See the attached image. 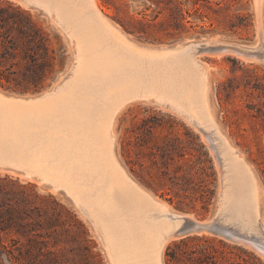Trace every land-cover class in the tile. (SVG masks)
<instances>
[{"label":"rangeland","instance_id":"obj_1","mask_svg":"<svg viewBox=\"0 0 264 264\" xmlns=\"http://www.w3.org/2000/svg\"><path fill=\"white\" fill-rule=\"evenodd\" d=\"M3 1L27 11L48 34L56 54L54 70L40 90L22 92L0 85L2 97L21 103L9 96L28 98L42 94L55 85L57 77L67 79L75 62L77 70L81 68L84 52L76 32L67 26L59 9L44 0ZM68 1L74 11L85 14L81 5ZM95 1L99 3L101 18L136 47L187 54L190 46L198 44L194 54H190L208 66L202 69H206L208 77L211 120L215 123L208 128L210 132L199 125L200 120L189 117V111L170 102L162 103L155 92L142 94L135 84L131 93L125 87L120 99L124 103H119L114 118V152L129 178L153 199L166 204L170 212H183L190 217L188 220L198 224L190 233L170 238L162 251L163 264H172L166 256L167 249L187 236L214 238L212 245L218 252L213 254L217 259L221 256L219 250L225 253L231 250L233 253L226 257L240 254L247 264H264V234L255 230V223L246 225L229 220L222 209L224 181L219 185L227 164L221 146L226 142L253 172L262 194L260 219L264 225V0ZM88 22V29L82 33L91 31ZM121 25L135 33H129ZM204 40L206 46L200 44ZM25 176L0 173V204H11L14 211L23 209L42 222L51 217V204H59L84 228V235L72 231L50 233L47 249L57 257L58 264H113L99 229L65 190L51 185L50 180H42V175H38L42 177L40 180L30 178L27 173ZM4 178L7 182L2 181ZM183 188L188 189L184 200ZM178 204L184 210L177 209ZM5 208L6 205L2 211ZM216 209L220 216L216 215ZM217 240L229 248H222Z\"/></svg>","mask_w":264,"mask_h":264},{"label":"bare ground","instance_id":"obj_2","mask_svg":"<svg viewBox=\"0 0 264 264\" xmlns=\"http://www.w3.org/2000/svg\"><path fill=\"white\" fill-rule=\"evenodd\" d=\"M45 1L59 9L76 32L83 62L78 70L75 62L67 81L59 78L38 96H9L21 103L0 94V173L22 178L27 173L38 180L42 175V180L65 190L99 229L113 264H163L162 251L170 238L181 234L174 232L183 216L170 212L124 171L114 152V118L125 87L131 93L135 84L142 94L155 92L162 103L189 111L206 131L215 126L208 77L202 69L208 66L191 56L199 45L190 46L187 54L139 48L101 18L98 1L74 0L85 9L83 15L68 0ZM88 21L91 31L82 33ZM221 146V158L227 161L222 209L232 222L255 223V230L264 234L262 194L253 172L226 142Z\"/></svg>","mask_w":264,"mask_h":264},{"label":"trees","instance_id":"obj_3","mask_svg":"<svg viewBox=\"0 0 264 264\" xmlns=\"http://www.w3.org/2000/svg\"><path fill=\"white\" fill-rule=\"evenodd\" d=\"M121 26L129 33H135ZM55 60V50L48 34L32 16L0 0V85L22 92H36L44 87L53 72ZM2 181L7 182V179ZM7 184L14 186V183ZM181 190L184 200L188 189ZM168 201L172 203L171 199ZM10 205L0 204V264H58L57 257L47 249L46 242L51 239L50 233H85L74 215L59 204H51V217L43 222L34 220L23 209L12 210ZM177 209L184 210L181 204H178ZM214 242V238L187 236L168 248L166 256L172 264H223L224 261L227 264H247L240 254L226 257V254L233 253L231 250L226 253L219 250L221 256L217 259L213 254L218 252L212 245ZM217 243L222 248H229L222 240H217ZM233 249L247 253L238 247ZM84 250L89 252L87 247Z\"/></svg>","mask_w":264,"mask_h":264},{"label":"water","instance_id":"obj_4","mask_svg":"<svg viewBox=\"0 0 264 264\" xmlns=\"http://www.w3.org/2000/svg\"><path fill=\"white\" fill-rule=\"evenodd\" d=\"M207 40H204L203 42H201L200 44H202V46H206L207 44ZM201 46V47H202ZM59 79V77H57L55 80H54V82H53V84L55 83V82H57V80ZM52 84V85H53ZM51 85V86H52ZM51 86H49V87H47V88H50ZM221 183H222V175H221V178H220V182H219V185H221ZM177 212H179L182 216H183V218H182V221H183V223H182V225L179 227V228H177V230L174 232V234L175 235H177V234H187V233H190L192 230H194L193 229V226H197V225H193V223H190V221L187 219V214H185V213H183V212H180V211H177ZM216 215H218V216H220V214L219 213H217V209H216Z\"/></svg>","mask_w":264,"mask_h":264}]
</instances>
